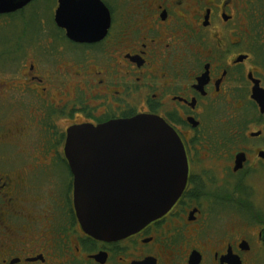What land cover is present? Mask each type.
Masks as SVG:
<instances>
[{"label":"flooded vegetation","instance_id":"af4514ba","mask_svg":"<svg viewBox=\"0 0 264 264\" xmlns=\"http://www.w3.org/2000/svg\"><path fill=\"white\" fill-rule=\"evenodd\" d=\"M0 17V264H264V0H31ZM138 115L179 136L185 188L96 239L69 130Z\"/></svg>","mask_w":264,"mask_h":264},{"label":"water","instance_id":"95a60500","mask_svg":"<svg viewBox=\"0 0 264 264\" xmlns=\"http://www.w3.org/2000/svg\"><path fill=\"white\" fill-rule=\"evenodd\" d=\"M31 0H0V14ZM57 13V22L61 21ZM72 36L74 29L68 27ZM75 175L81 228L100 240L131 235L164 215L185 188L188 163L177 133L151 115L69 130L66 148Z\"/></svg>","mask_w":264,"mask_h":264},{"label":"rangeland","instance_id":"374dc122","mask_svg":"<svg viewBox=\"0 0 264 264\" xmlns=\"http://www.w3.org/2000/svg\"><path fill=\"white\" fill-rule=\"evenodd\" d=\"M7 17H0V38L6 36L7 32L10 30L9 28H14L12 25H14L12 22H7Z\"/></svg>","mask_w":264,"mask_h":264}]
</instances>
